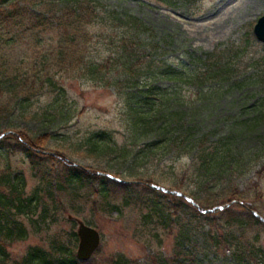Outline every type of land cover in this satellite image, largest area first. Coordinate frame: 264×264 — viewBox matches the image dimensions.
I'll use <instances>...</instances> for the list:
<instances>
[{
  "label": "trees",
  "instance_id": "trees-1",
  "mask_svg": "<svg viewBox=\"0 0 264 264\" xmlns=\"http://www.w3.org/2000/svg\"><path fill=\"white\" fill-rule=\"evenodd\" d=\"M120 16L102 10L95 0H0V119L3 115H30L54 120L56 127H67L65 120L74 115L76 105L68 98L64 79L76 75L98 85H111L124 96L122 117L128 141L115 145L110 131L93 129L83 134L79 146L83 145L88 154L113 153L129 164L143 161L157 170L162 165L172 166L181 180L188 181L191 191L174 189L201 207L235 201L204 212L182 195L151 187V177L138 189L135 182L84 168L64 156L55 176L47 180L41 173L37 185L25 194L10 155L22 153L36 176L34 159L41 157L36 151L39 143L23 131L2 128L0 133L7 132L0 137V264H96L93 255L86 260L75 258L73 230L66 241L53 238L46 246L29 245L16 257L6 249L26 234L22 216L38 209V217L43 218L65 197L66 209L73 213L80 211L77 200L85 203L91 194L95 209L120 212L121 207L136 208L141 227L151 224L167 228L172 208L177 213L187 208L200 219L210 220L217 214L221 230L232 235H242L247 226L263 223L251 212L256 207L243 200L236 188L228 192L220 189L229 187L233 178L247 170L238 142L240 125L215 135L194 131L190 121H194L195 101L222 89L264 82V44L245 37L219 43L208 51L171 55L165 53L168 43L164 37L155 36L141 19L130 13ZM116 24L120 32L115 31ZM40 96H48L47 101L39 103ZM253 102L258 104V111L248 118L253 122L264 119V94ZM171 147L175 150L166 153ZM180 157L188 160L178 167L171 165ZM50 180L54 190L46 195L48 203L42 190ZM176 247L170 253L150 248L144 260L116 253L105 263L192 264L191 255L173 252Z\"/></svg>",
  "mask_w": 264,
  "mask_h": 264
},
{
  "label": "rangeland",
  "instance_id": "rangeland-1",
  "mask_svg": "<svg viewBox=\"0 0 264 264\" xmlns=\"http://www.w3.org/2000/svg\"><path fill=\"white\" fill-rule=\"evenodd\" d=\"M95 1L102 10L112 11L115 16L130 13L141 19L152 28L149 30L155 36L164 37L168 43V46H165L168 51L165 53L171 55H178L179 52L187 55L208 51L219 43L239 41L245 37H252L255 40L251 31L252 24L264 13V0ZM119 27L120 25L115 27L116 32H120ZM63 82L69 100L76 105L74 115L65 120V124L69 126L56 127L54 120L51 122L30 115H3L0 119V129L9 127L23 131L25 135L39 143L36 151L41 157L34 159L36 176L31 172L22 153L10 155L15 172L21 176L25 194L37 185L39 182L37 176L41 173L47 180L51 175H56L62 156L84 168L108 172L116 175L114 177L117 179L135 182L138 189L142 188L144 180L151 177L153 180H150L149 185L191 191L188 181L181 180L178 170L171 169L172 166L162 165L157 170L156 166L143 164V161L129 164L125 158L113 153L106 156L99 151L88 154L83 145L79 144L83 134L93 129L110 131L115 145L128 141L127 124L122 117L124 96L111 85H98L76 75L64 79ZM262 94L264 82L262 84L249 82L241 88L237 86L219 90L211 97L200 96L201 99L195 101L194 121H190V125L194 131L215 135L225 133L229 127L240 125L242 130L237 133L238 142L243 149L244 165L247 166L245 168L247 170L233 178L229 187L220 189L228 192L236 188L241 198L255 206L264 216V119L259 118L253 122L248 118L258 111L256 110L258 104H254L253 101L257 95ZM46 98L48 99V96H40L38 102L43 104L47 101ZM174 150L172 147L168 148L166 153H172ZM186 160L188 158L180 157L173 160L171 165L178 167ZM173 169L176 172H173ZM93 185H96L95 181ZM53 186L54 183L50 180L42 190L43 198L48 203L49 197L46 195L50 189L54 190ZM93 199L94 195L91 194L85 199V203L81 204L77 200L75 204L80 207L77 213L66 209L68 200L65 197L61 205L57 203V208L53 212L49 211L43 218L38 217V209L33 210L30 216H22L26 234L7 245L6 249L10 256L20 255L29 245L46 246L53 238L66 241L70 230L74 231L76 225L74 220L66 217L67 213H71L99 231L100 240L96 247L98 251L91 254L94 257L92 262L96 264H106L105 259L116 253L144 260L147 254L151 253L150 248L166 249V253H170L172 247L176 245L173 252L180 251L182 254L191 255L192 264H264L262 222L247 226L242 235L237 233L232 235L221 230L223 226L217 214L210 217V220L200 219L193 217L187 208L178 210V213L172 208L167 228L151 224L141 227L140 212L136 208L126 206L121 207L120 212H116V209L105 212L92 207ZM234 201L231 199L229 203ZM224 238L229 242L226 243ZM216 239L219 240L217 244ZM71 243L74 252L76 236Z\"/></svg>",
  "mask_w": 264,
  "mask_h": 264
},
{
  "label": "water",
  "instance_id": "water-1",
  "mask_svg": "<svg viewBox=\"0 0 264 264\" xmlns=\"http://www.w3.org/2000/svg\"><path fill=\"white\" fill-rule=\"evenodd\" d=\"M252 33L256 40L264 43V13L260 14L254 21L252 25ZM3 133L4 132L0 133V136ZM151 186L157 189H160L162 191H165V192L177 193V194L183 195L189 202H191L196 207H199L193 199H191L189 196L185 195L181 191L165 188L161 185H156V184H151ZM225 204L227 203L218 204V205H214L208 208H201V209L203 211H211L214 208L216 207L220 208ZM252 212L261 221L264 222L263 216L258 214L256 211H252ZM66 217L68 219H73L76 223L75 234L77 237V242H76V247L74 250V256L79 260H86L87 258L91 256V254L93 253V251L96 249L97 245L99 244V232L95 227L84 223L81 219H79L73 214L67 213Z\"/></svg>",
  "mask_w": 264,
  "mask_h": 264
}]
</instances>
